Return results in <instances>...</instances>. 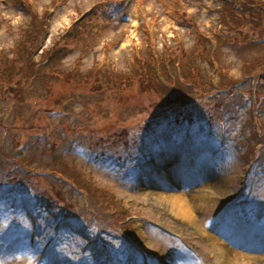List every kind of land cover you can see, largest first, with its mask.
Returning a JSON list of instances; mask_svg holds the SVG:
<instances>
[{"label":"rangeland","instance_id":"374dc122","mask_svg":"<svg viewBox=\"0 0 264 264\" xmlns=\"http://www.w3.org/2000/svg\"><path fill=\"white\" fill-rule=\"evenodd\" d=\"M26 1L0 0V264H264L260 0ZM145 46L180 89L143 87Z\"/></svg>","mask_w":264,"mask_h":264},{"label":"trees","instance_id":"16d2710c","mask_svg":"<svg viewBox=\"0 0 264 264\" xmlns=\"http://www.w3.org/2000/svg\"><path fill=\"white\" fill-rule=\"evenodd\" d=\"M21 1L22 0H19V2H21ZM25 1L26 0H24V2ZM26 3L31 8L30 2L28 0L26 1ZM248 3H251L250 5H248V8H250L249 9V12L253 11L251 15H253V16L254 15H257L258 9L256 8V6L255 5L253 6L252 5L253 3L251 1L248 2ZM261 5H264V4H263V1L260 0V18H257L258 19L257 21H259L260 19H262L263 16H264V8L261 9ZM31 10H32V16L35 17L34 18V21L35 22H33V24H34V27L33 28L36 31V33H35V38H36V37H38V35L43 34L44 31H45V28H44L45 23H43V22H44L45 16L49 13V9L47 8L48 11L45 10V12L42 15H39V12L38 11H35L33 9H31ZM262 30L264 31V28ZM260 34H262V36L264 37V32L260 31ZM199 36H202L203 37V34L202 33H199ZM198 40H199V42L204 41V39L203 38H200V37H198ZM39 43L40 42L37 43V41H35L36 46L34 47L35 49H33V50H37L39 48V46H40ZM25 48H26V46H25ZM144 50H146V52H143ZM150 51H151V49L150 48H146V46H145L141 50V57H140V55H138L139 57L137 56L135 58V62H136V60L138 62V60L142 61L144 59L145 64L148 63L149 64L148 66L150 67V74L152 76L151 79L149 78V75H148V72L149 71L147 72L145 70H142L140 72V77H143L144 72H145L144 76H146V79L141 80V84L143 85V87L145 89H148V90H149V88H152V89H155V90H161V91L164 89V90H167V91H170L171 92L174 88L169 86V83H168L169 80L168 79L172 78L171 81H175L176 80V83H177L176 89H178L180 87V81L181 80L184 81V77H187L186 74H185L184 69H183L182 78H181L180 76L178 77V74L175 75L172 71H170L169 73H165L164 72L165 71L164 68H166V66H170L171 64H176V63H178L180 61L179 58H178L180 56L179 52L176 51V50H173V53H172V62H171L170 59L168 60V56L170 54H168L167 52L165 54L163 52L161 55H157L156 53H154L153 60L159 59L160 60V64H161V68L158 70L159 80H160V82H159L158 81V78H156L155 73L153 71V68H152L153 65H150L151 62H152V60H151V55L152 54H151ZM32 55H33V52L31 50V51H29V55L27 56V58H30ZM208 60L211 61L210 59H208ZM13 61H15V60H13ZM167 61H170V62H167ZM162 71H163V73H162ZM218 71H219V76L221 77V82L219 80L220 83H224L225 81H227L228 79H230V81H233L234 80L233 83H231V82L228 83V84H230V86L232 84H235V85L238 84V80H237L238 78H236V76H234V75L229 76L227 72H222L221 73V70H218ZM244 72H246V71H244ZM251 74L253 75V73H251ZM136 75L138 77V74L136 73V70L133 71V72H128V73H126V75L124 77L121 78V81L130 84L129 81L131 79L135 78ZM192 75H193V78H192ZM192 75H190V77H188L189 83H193V84L199 83L198 78H199L200 74L195 71ZM153 84L154 85L156 84V87H154ZM200 90H201V88H200ZM149 91H151V90H149ZM206 91L208 92L209 90L207 89ZM179 99L181 101L184 100V96L182 95V93H180ZM181 106L182 107H181L180 111L181 110L183 111L184 105L181 104ZM173 120L175 121V124L178 127H180L181 124L182 125L184 124V121L182 119V115L180 117L174 118ZM27 169H28L29 172L32 171V169H30L29 167ZM51 172H54V171H51ZM55 190H56L55 193H54L55 196L54 197H51L50 196L49 198L47 197L48 198V201L47 202H49L50 204H52L53 202H57V201L65 202V200L68 198V196L66 194V191L63 190V189H61V188H55ZM51 200H52V202H51ZM64 204H66V203H64ZM68 211H70V210H69V208L65 207V205H64V207L61 205V206H59L57 208V213H59V215H61V214H68L67 215V217H68L70 215V213ZM97 219L101 220L100 216L97 217ZM105 219H106V217H103L104 222H106Z\"/></svg>","mask_w":264,"mask_h":264},{"label":"bare ground","instance_id":"6f19581e","mask_svg":"<svg viewBox=\"0 0 264 264\" xmlns=\"http://www.w3.org/2000/svg\"><path fill=\"white\" fill-rule=\"evenodd\" d=\"M200 204L203 202L202 198L199 200ZM169 205L173 207L177 211L178 214H180L182 217H187L191 221H193L195 218V215L190 210V206L187 204V202L180 200L179 198H171V200L168 202Z\"/></svg>","mask_w":264,"mask_h":264}]
</instances>
